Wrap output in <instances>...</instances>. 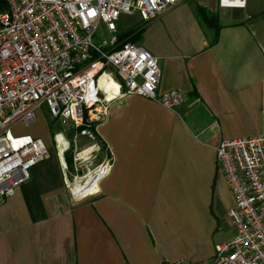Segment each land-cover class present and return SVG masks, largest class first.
Segmentation results:
<instances>
[{"label":"crops","instance_id":"crops-1","mask_svg":"<svg viewBox=\"0 0 264 264\" xmlns=\"http://www.w3.org/2000/svg\"><path fill=\"white\" fill-rule=\"evenodd\" d=\"M197 12L158 17L138 40L160 57L158 91L186 101L172 110L138 94L113 99L95 127L110 166L80 199L38 111L27 134L51 153L0 204V264H212L235 205L217 148L264 133V0H199ZM203 13L221 26L215 43Z\"/></svg>","mask_w":264,"mask_h":264},{"label":"built area","instance_id":"built-area-1","mask_svg":"<svg viewBox=\"0 0 264 264\" xmlns=\"http://www.w3.org/2000/svg\"><path fill=\"white\" fill-rule=\"evenodd\" d=\"M5 1L7 9L0 12V204L50 156L45 140L15 131L21 123H34L43 106L66 129H75L76 140L96 138L94 125L120 95L138 94L172 110L186 101L180 90L158 91L160 57L139 43H119L117 27L123 14H137L148 24L182 0ZM246 3L219 0L221 7ZM53 139L68 182L67 132L58 130ZM80 153V160L91 157ZM109 166L106 159L88 169L86 182L93 177L97 184ZM217 167L234 194L230 217L237 234L215 246L212 264H264V133L221 141Z\"/></svg>","mask_w":264,"mask_h":264},{"label":"rangeland","instance_id":"rangeland-1","mask_svg":"<svg viewBox=\"0 0 264 264\" xmlns=\"http://www.w3.org/2000/svg\"><path fill=\"white\" fill-rule=\"evenodd\" d=\"M198 1L199 0H182V2L177 7H174L166 11L165 13H163L161 16H159V19H157L156 21L160 20L162 16H166V15H172V16L185 15L190 20L192 19L196 20V18H198V12H197V2ZM141 25L143 24L140 21L139 16L137 14H133V15L123 14L117 21L118 34L125 33L132 27H137ZM104 36L107 37V34H105ZM41 111L43 112L45 116L48 115V111L45 106L41 108ZM56 125L61 127L59 122L58 124L57 122H54L53 126L55 127ZM34 126H35L34 123H31L29 125L21 123L16 126L15 131L16 133H29L33 131ZM53 130L54 129L51 126L50 132H51L52 139L54 137ZM67 136L70 142V148L65 152V163L68 167V169L66 170L68 174V179H69L68 186L70 190H72L73 196L77 197V199H80L82 195L77 196L76 191H75L76 184L79 186L82 184L83 185L85 184L88 178L86 177V174H87V172L85 171L86 168H88L91 171L99 165V163L97 162V160L99 159L97 152H100L103 155V159L106 158L105 156L106 154H105V150H103V145L98 141L97 138L92 139L88 137L87 138L79 137L75 140L74 138L72 139L73 135L69 134ZM53 143H54V140H53ZM91 146L95 147V148H92L93 150L89 155L91 157L87 160H83V159L80 160L78 157V154L82 152L83 150L90 148ZM226 231L229 232V237H230L229 240L234 238L237 234L236 228L234 226L228 225L226 227Z\"/></svg>","mask_w":264,"mask_h":264},{"label":"trees","instance_id":"trees-1","mask_svg":"<svg viewBox=\"0 0 264 264\" xmlns=\"http://www.w3.org/2000/svg\"><path fill=\"white\" fill-rule=\"evenodd\" d=\"M7 9V3L5 0H0V12L4 11ZM204 15V19H205V22L213 28L214 30V37H213V40H212V43H215L217 40H218V37H219V29H220V25L218 23V19L213 17V16H210L208 15L207 13H203ZM143 24V23H142ZM146 24H143L141 26H137V27H132L131 29H129L127 32L125 33H120L118 34V42L121 43V42H124V41H132V42H136L138 43V40L139 38L141 37L142 33H143V30L145 28ZM48 119H49V123H50V127L52 126V128L54 129V133L58 130H65L67 132V135L71 134L74 136V133H75V129L71 126H69L67 129L62 126L61 124V127L60 126H53L54 122H57L55 119H53L51 117V115L49 114L48 112ZM58 124V122H57ZM81 130V128H80ZM93 131L95 133V125L93 127ZM96 135V134H95ZM73 136H72V139H73ZM103 150H106L105 146L103 145ZM71 162V160H70Z\"/></svg>","mask_w":264,"mask_h":264},{"label":"bare ground","instance_id":"bare-ground-1","mask_svg":"<svg viewBox=\"0 0 264 264\" xmlns=\"http://www.w3.org/2000/svg\"><path fill=\"white\" fill-rule=\"evenodd\" d=\"M92 147V146H91ZM87 148V149H85V150H83L81 153H80V155L83 157V158H87L88 157V155L92 152V148ZM92 171V170H91ZM93 180H94V178L92 177V178H90V179H88V181L87 182H85V184L83 185H77L76 184V187H75V191H76V194L77 195H79V194H81L82 192H80V193H77L78 191H80V190H82V189H85V188H88L89 186H91V184L93 183ZM76 182V181H75Z\"/></svg>","mask_w":264,"mask_h":264},{"label":"water","instance_id":"water-1","mask_svg":"<svg viewBox=\"0 0 264 264\" xmlns=\"http://www.w3.org/2000/svg\"><path fill=\"white\" fill-rule=\"evenodd\" d=\"M85 171L88 172V168H86Z\"/></svg>","mask_w":264,"mask_h":264}]
</instances>
